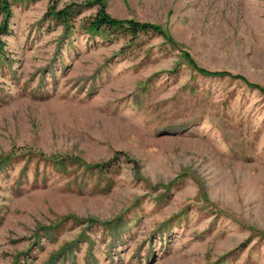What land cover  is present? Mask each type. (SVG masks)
<instances>
[{"label":"rangeland","instance_id":"1","mask_svg":"<svg viewBox=\"0 0 264 264\" xmlns=\"http://www.w3.org/2000/svg\"><path fill=\"white\" fill-rule=\"evenodd\" d=\"M7 5L0 264H264V0Z\"/></svg>","mask_w":264,"mask_h":264},{"label":"trees","instance_id":"2","mask_svg":"<svg viewBox=\"0 0 264 264\" xmlns=\"http://www.w3.org/2000/svg\"><path fill=\"white\" fill-rule=\"evenodd\" d=\"M7 0H0V12L7 13ZM81 9L80 5L77 4H68L60 9L52 10L46 16L47 19H53L59 23H62L64 27L70 23L73 18L79 14ZM8 15V14H7ZM82 28L92 34H100L102 36L109 35H117L120 34H130L135 35L137 32H150L155 31V26L153 24H148L145 22H135L132 20H118L115 18H111L106 15L104 12L97 11L90 19H87L84 24H82ZM7 31L6 24L0 25V33L5 34ZM202 70V69H201ZM5 158L0 157V159ZM7 159V158H6ZM1 168V164H0ZM95 222V221H94ZM98 223V222H97ZM100 223V222H99ZM108 224V223H104Z\"/></svg>","mask_w":264,"mask_h":264}]
</instances>
